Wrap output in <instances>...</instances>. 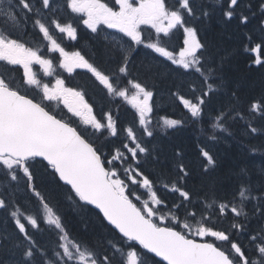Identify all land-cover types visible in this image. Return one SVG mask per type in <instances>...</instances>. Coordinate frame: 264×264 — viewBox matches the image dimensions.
Masks as SVG:
<instances>
[{
  "label": "snow or ice",
  "instance_id": "1",
  "mask_svg": "<svg viewBox=\"0 0 264 264\" xmlns=\"http://www.w3.org/2000/svg\"><path fill=\"white\" fill-rule=\"evenodd\" d=\"M212 2L221 5L227 20L236 15L239 0H227L226 6L224 0ZM54 4L55 0H0V62H3L0 66L3 67L0 73V211L15 226L11 236L6 231L0 232V264H264V170L256 180L243 167L233 173L237 184L227 194L231 197L228 199L218 195L222 180L212 175L216 160L206 148L201 147L199 151V156L206 161L200 165V183L189 189L192 173L183 153L175 151L171 170L158 168L165 164V158L156 151V145L149 148L148 141L143 140L155 136L151 127L155 93L131 78V53L143 46L170 61L177 70H183L176 75L191 77L188 87L192 98L182 94L179 86L177 90L169 89L170 96L183 105L192 123H203L205 107L213 94L226 90L227 81L222 72L226 57L217 59L210 53L197 38V30L187 26L186 18L206 19L211 10L200 7L197 14L195 0H175L172 6L168 0H115L113 7L101 0H66L67 8L79 15L80 22L93 33L98 31V25H104L131 41L125 49L127 41L123 37L114 38L108 51H119L120 56L113 72L105 74L79 51H65L53 37L51 25L71 39L77 38L71 23L62 24L54 15L51 25L42 21L48 13H55ZM259 10L264 16V0ZM29 21L33 32L38 29L48 41L45 45L48 51L59 53L60 68L68 72L74 68L87 69L107 89L109 97H120L135 109L138 125L134 123L122 129L125 135L119 145L111 138L119 137L121 130L110 112L102 110L100 119L93 115L86 89L65 87L64 79L60 78L51 86L37 78L33 65H39L50 76L54 71L53 60L22 42L23 36L32 33L13 35L22 23L26 28ZM247 22L248 17L241 14L240 23ZM141 25L155 31V42L145 40ZM177 26L185 33L178 58L163 44L161 37V33L168 36ZM260 30L264 33V20ZM261 47L264 42L251 51L259 53ZM248 50L246 47L245 51ZM255 62L262 63L259 55ZM143 67L148 73L157 71L147 61ZM123 80H126L124 88L114 83ZM129 88L135 90L131 95ZM30 90L34 92L30 94ZM230 100L214 115L208 114L213 130L208 134L210 141L219 139L217 131L228 132L229 121L246 119L239 107L238 88L231 90ZM45 102L62 104L71 115H63V109L58 115ZM247 113L245 128L254 135L258 129L252 121L257 118L264 121V97L248 101ZM72 117L79 118L83 127L70 122ZM184 123V120L161 116L157 127L166 132ZM137 126L142 130L139 135ZM109 144L113 146L106 151ZM150 162L153 172L159 173L156 179L144 170ZM37 163L76 207L84 212L91 210L88 206L98 209L100 226L112 238L102 237L99 246L76 240L69 243L71 237L61 216L36 187ZM21 183L36 198L35 212L28 213L13 198L14 190ZM140 189L146 190L147 198ZM162 189L178 194L171 207L159 195ZM249 206L250 210H246ZM40 211L47 229H41L37 218ZM225 222L227 228L217 227ZM29 225L34 231L29 230ZM42 231L50 232L54 239L41 243L35 232ZM4 255L12 259L5 260Z\"/></svg>",
  "mask_w": 264,
  "mask_h": 264
},
{
  "label": "trees",
  "instance_id": "2",
  "mask_svg": "<svg viewBox=\"0 0 264 264\" xmlns=\"http://www.w3.org/2000/svg\"><path fill=\"white\" fill-rule=\"evenodd\" d=\"M102 3L113 7L115 0H101ZM261 0H239V4L235 9L236 15L227 20L223 16V8L221 5L214 4L212 0H195L197 14H199L200 7L209 8L210 15L208 18H201L194 20L186 18L187 26L194 27L197 30V38L205 44L210 53H213L217 59L226 57L222 72L227 81L226 90L217 94H213L212 100L209 101L205 107V116L203 123H192L190 115L187 114L186 109L180 104L175 97L170 96L169 89L178 90L188 98H192L193 93L188 85L192 82L191 77H181L176 75L177 70L175 66L164 59L150 60L148 55L144 54L141 47L137 51L131 53L133 60L130 65L131 78L139 80L146 85L149 90H153L154 95V111L152 113V125L154 129V139L144 137L143 140L148 141V147L156 145V151L165 158L164 165L157 167H164L171 170V162L175 159L174 153L179 150L183 153L184 162L188 165L189 171L192 173L189 178L188 187L191 189L193 185H199L201 177L199 175L201 162L203 158L199 156L201 147L206 148L216 160V168L212 175L219 176L222 180L218 187V195L230 199L228 193L234 191L237 184V177L233 175L239 171L240 168H246L252 175L253 180L258 179V174L264 170V121L259 118L252 121L253 125L257 127L256 134H251L246 131L245 125L248 122L247 103L252 99H260L264 97V47H261L259 53L251 51L257 44L264 42V33L261 32V21L264 16L259 10ZM175 0H168L169 6H172ZM227 0H224L226 6ZM241 14L248 17L247 23H240ZM62 23H72L76 27V39L63 38L61 40L62 47L68 52L79 51L90 63H93L99 70L105 74H111L116 68V60L120 56L119 51L109 52L112 43L106 41L98 33H93L83 26L80 22V17L77 14L69 13L67 16L62 15L57 17ZM216 19V20H215ZM37 39V43L43 44L38 31L33 32ZM13 35L16 36L14 31ZM145 40L155 42L156 33L143 34ZM251 37V39H249ZM185 33L183 28L177 26L172 33L163 38V44L172 51L176 56L181 48L184 47ZM135 47V46H134ZM248 51H245V48ZM259 55L262 63L257 64L255 61ZM50 58L53 60L54 68L56 64V56L52 54ZM147 61L152 64L157 70L153 73H148L143 67V62ZM3 62H0V66ZM22 73V69L20 70ZM3 72V67H0V73ZM62 79L65 81L66 87H71L77 90L86 89V99L93 105V115L98 119L101 118L102 110L110 112L117 127L120 131L119 137L111 138L115 145L121 143V137L125 134L122 129L135 124V109L130 106L126 100L120 97H109L107 89L104 88L95 78L88 72L79 71L76 74H64ZM183 81V82H182ZM119 87L124 88L126 80L114 81ZM197 87L200 85L197 83ZM233 88H238V94L241 104L239 107L245 113L246 119L244 121H229L226 125L228 132H216L219 137L217 141H210L208 134L212 133V128L209 123V113L215 114L216 111L225 107L231 102L230 93ZM133 89L129 88V93ZM34 90H30L32 94ZM50 111H55L60 115V109L63 106L56 108L52 107L50 103L45 102ZM63 115L70 116L66 109H63ZM161 116L173 119L184 120L182 126H177L173 129H168L166 132L157 127V122ZM76 125L83 127L80 124L79 118L72 117V121ZM106 122V119H105ZM162 123V121H161ZM137 133L142 131L136 127ZM91 131V129H89ZM231 133V134H229ZM113 145L109 144L108 151ZM255 148L257 151L252 152ZM206 163V161H203ZM145 172L149 173L153 179L159 175L158 172H153L151 162L144 166ZM36 174V187L42 195L48 200L49 204L54 208L56 213L61 216L62 222L66 226L72 240L81 241L99 246L102 242L101 238H112L111 234L100 226V221L97 219V212L91 209L88 212L82 211L76 207L71 201L67 199L66 194L62 189L57 188L50 176H47L43 167L39 163L34 168ZM141 193L145 194L146 190L140 189ZM166 204L171 207L173 201L178 198V194H173L167 189H162L159 193ZM13 198L21 206L22 209L28 213L35 212L36 198L31 192L25 190V186L21 183L16 190H14ZM163 207V205L161 206ZM246 209V210H250ZM167 212V209H164ZM174 211V209H173ZM43 212L38 214V220L41 229H47L48 226L43 223ZM3 216V217H2ZM0 232L6 231L10 236L15 230L11 218L7 217L6 213L0 211ZM102 219V218H101ZM223 219V218H221ZM7 220V223H6ZM29 230L31 229L29 225ZM217 227L227 228L228 223L217 224ZM36 239L41 243H49L54 237L48 231L35 232ZM40 238V239H39ZM199 240V238L194 237ZM4 255L5 260H10L12 257Z\"/></svg>",
  "mask_w": 264,
  "mask_h": 264
},
{
  "label": "flooded vegetation",
  "instance_id": "3",
  "mask_svg": "<svg viewBox=\"0 0 264 264\" xmlns=\"http://www.w3.org/2000/svg\"><path fill=\"white\" fill-rule=\"evenodd\" d=\"M54 7L56 9L55 13H48L45 17H42V21L46 23V25H51V19H52V16L54 15L56 18L57 17H61L62 15H68L69 13H72L70 9L67 8V4H66V0H55V4H54ZM75 14V13H74ZM79 16V15H78ZM80 17V16H79ZM59 20V22H61V20L59 18H57ZM62 23V22H61ZM62 24H66V23H62ZM72 24V23H71ZM73 28H75L76 30V27L74 24H72ZM85 26V25H84ZM86 27V26H85ZM87 28V27H86ZM148 29L150 30H153L149 27H147ZM88 29V28H87ZM37 30V29H36ZM50 30L51 32L52 31H55V34L58 36L60 33L58 31V29L55 28L54 25H51L50 27ZM90 30V29H89ZM114 32H117L115 29H110ZM17 31V35L16 36H22L23 33L26 31L28 33H32L31 36H23V41L22 42H25L26 46L28 47H32L34 49H37V46H36V42H37V39L35 37V35L33 34V25L31 23V21H29V23L27 24V27L25 28L23 23L21 24V28L16 30ZM154 31V30H153ZM171 32V30H170ZM98 34H100V36L102 38L105 39V37H107V39H105L106 41H109V42H113L112 39H111V36H108V35H103L101 29H98L97 31ZM119 33V32H117ZM162 34V33H161ZM53 35V34H52ZM163 35V34H162ZM121 37H123V34L121 33ZM125 39L128 40L127 37H124ZM58 42L60 43L61 45V42L59 41L58 39ZM143 52L146 53V51L142 50ZM150 60H158V57H156V55L154 56H148ZM35 66V69H36V66L37 65H33V67ZM40 67V66H39ZM79 68H74L72 70V74H76L77 72H79ZM88 72V70H85ZM90 73V72H89ZM91 74V73H90ZM66 87V86H65ZM53 107L57 106L56 102H49ZM60 106H63L62 104Z\"/></svg>",
  "mask_w": 264,
  "mask_h": 264
},
{
  "label": "rangeland",
  "instance_id": "4",
  "mask_svg": "<svg viewBox=\"0 0 264 264\" xmlns=\"http://www.w3.org/2000/svg\"><path fill=\"white\" fill-rule=\"evenodd\" d=\"M165 23H166V22H165ZM146 27H147V26L141 25V29H142V28H146ZM98 29H101L103 35L105 34V35L111 36V39H112L113 43L115 42V41H114V38H116V39H120V38H121V33L114 32V31L108 29V28H107L106 26H104V25H98ZM50 31H51V30H50ZM59 33H60V32H59ZM51 34H53V32H51ZM41 35H42V34H41ZM66 35H67L66 33H60L58 36H57L56 34H54L53 37L57 40L58 38H59V39H60V38H63V36H66ZM42 36H43V35H42ZM43 39H44V38H43ZM44 41L48 44V41H47V40L44 39ZM123 41H127V43L124 44V46H127V47H128V45L130 44V41L126 40L124 37H123ZM57 42H58V40H57ZM58 43H59V42H58ZM59 44H60V43H59ZM147 51L150 53V56H153V55H155V54L158 55L157 53L152 52L150 49H147ZM48 53H52V52H48ZM54 53L56 54V58H57V60H59V59H60L59 53H58V52H54ZM178 55H179V52H178V54H177V58H178ZM158 57H159V59H160V58L164 59L163 57H161V56H159V55H158ZM164 60H165V59H164ZM169 62H170V61H169ZM54 68H55V69H60V71L57 72L56 74H55L54 71H53V74L50 75V76L45 75L43 69H42L41 67H39V65L36 66V69H35V66H34V67H33V71L35 72L37 78H38L39 80H41L42 83H49L50 86H51L52 84L55 83V79H56V78H60V79H62L63 75L66 74V73H68V71H66L65 69H62V68L59 67V61H56V64L54 65ZM134 91H135V90L133 89L132 93H133ZM132 93L130 92L129 95H131ZM126 102H127V101H126ZM127 103H128V102H127ZM128 104H129V103H128ZM129 105H130V104H129ZM130 106H131V105H130ZM105 123H106V122H105ZM2 217H3V216H2ZM1 219H2V218H0V220H1Z\"/></svg>",
  "mask_w": 264,
  "mask_h": 264
},
{
  "label": "water",
  "instance_id": "5",
  "mask_svg": "<svg viewBox=\"0 0 264 264\" xmlns=\"http://www.w3.org/2000/svg\"><path fill=\"white\" fill-rule=\"evenodd\" d=\"M88 207H90L91 209H93L94 211H96L97 213H98V209H95V208H93L92 206H88ZM199 242V241H198Z\"/></svg>",
  "mask_w": 264,
  "mask_h": 264
},
{
  "label": "bare ground",
  "instance_id": "6",
  "mask_svg": "<svg viewBox=\"0 0 264 264\" xmlns=\"http://www.w3.org/2000/svg\"><path fill=\"white\" fill-rule=\"evenodd\" d=\"M216 20V19H215ZM40 239V238H39ZM8 257V256H7Z\"/></svg>",
  "mask_w": 264,
  "mask_h": 264
}]
</instances>
